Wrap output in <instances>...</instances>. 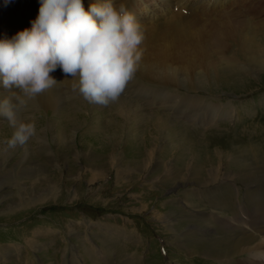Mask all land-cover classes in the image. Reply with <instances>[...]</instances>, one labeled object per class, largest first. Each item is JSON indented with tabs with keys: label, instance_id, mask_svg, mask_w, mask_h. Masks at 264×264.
<instances>
[{
	"label": "rangeland",
	"instance_id": "rangeland-1",
	"mask_svg": "<svg viewBox=\"0 0 264 264\" xmlns=\"http://www.w3.org/2000/svg\"><path fill=\"white\" fill-rule=\"evenodd\" d=\"M10 1L0 10V28L7 32L2 38L15 35L20 23L30 28L32 19L24 22L22 14L35 19L40 7V0ZM115 2L136 16L144 35L154 33L159 47L143 48V56L154 48L158 60L166 55L170 62L168 50L177 52L165 26L175 12L171 2L143 0L145 8L138 11L128 1ZM203 2L207 14L191 16L200 19L194 23L199 31L186 32L192 46L172 63L177 84L163 85L138 65L119 98L101 105L66 90L67 82L53 72L64 97L56 109L29 101L19 113L21 121L36 125L27 143L9 149L5 141L13 128L0 117V264H70L72 247L59 235L67 244L80 245L84 264H96L83 247L82 232L85 227L88 235L93 232L94 221L126 226L127 239L114 244L126 260L153 259L157 244L139 224L140 212L158 225L155 230L164 233L168 245L165 257L139 264H189L193 258L192 264H252L249 253L230 254L253 244L244 241L264 239V220L255 218L264 211V0H245L247 9L242 0ZM225 12L236 26L222 24L213 32L218 23L209 26V20H221ZM177 25H183L180 19ZM213 35L226 44L213 46ZM11 89L0 83V99L8 92L15 102L12 94L19 89ZM177 192L185 207L173 202ZM209 213L215 222L208 221ZM219 217L225 218L222 224ZM234 217L244 223L228 228ZM200 228H206L208 238L192 236ZM222 241L230 246H219ZM46 243L55 249L45 252ZM194 243L192 253H185L184 244Z\"/></svg>",
	"mask_w": 264,
	"mask_h": 264
},
{
	"label": "clouds",
	"instance_id": "clouds-1",
	"mask_svg": "<svg viewBox=\"0 0 264 264\" xmlns=\"http://www.w3.org/2000/svg\"><path fill=\"white\" fill-rule=\"evenodd\" d=\"M144 38L124 3L103 0L85 10L83 0H40L30 28L0 38V83L19 89L12 94L15 102L0 99V117L13 128L7 147L24 145L36 134L35 122L21 121L19 113L58 83L51 75L58 67L89 103L116 101L135 75Z\"/></svg>",
	"mask_w": 264,
	"mask_h": 264
},
{
	"label": "bare ground",
	"instance_id": "bare-ground-1",
	"mask_svg": "<svg viewBox=\"0 0 264 264\" xmlns=\"http://www.w3.org/2000/svg\"><path fill=\"white\" fill-rule=\"evenodd\" d=\"M128 1V4H129V7L131 8V10L135 11V10H140L141 8H145L144 6H142L141 2H143V0H121V2H127ZM171 2V4L169 5V8L172 9L173 11L175 12H172L166 17L165 21L167 22V24L165 25L167 27V29L170 30V34H171V37L172 39L174 40V45H175V48H176V53H174L172 50H168L172 53V56L170 58V62H167V56L164 55L162 56L159 60L157 59V50H155L154 48L149 50V55L147 56H143L142 55V58L139 62V66H143L144 69V73L145 75L149 76L151 79L153 80H157V78L163 80H157L159 83L163 84V85H166V84H172V83H176L179 82L176 80L175 76H176V66H173L172 63L173 61H176L177 58L179 57H185L188 49L192 46V44H189L187 43V36H186V32H189V33H193V32H197L199 30H197L196 26L194 23H197L200 21V19L196 18V17H191V16H195L196 14L199 13V15H203V14H207L206 11V7L204 5V2L203 0L201 1H196L197 3L191 1V0H169ZM236 1H239V0H236ZM245 0H242V5L244 6L245 9H247L245 6V3H244ZM10 0H0V10L2 8H4V11L6 10L7 8V5L10 4ZM93 2H100V0H93ZM83 4H84V7H85V10H86V7L89 8V6L91 4H87L85 2V0H83ZM208 1L206 2V5H208ZM87 5V6H85ZM239 5V3H238ZM241 5V6H242ZM237 8V7H236ZM243 8V7H241ZM257 8V6H256ZM233 10V9H232ZM178 12V13H177ZM181 15H180V14ZM227 12L225 13H222L220 15V18L221 20L217 17V19L213 20L210 19L208 24L209 26L215 24V23H218V25H213L212 28H213V32L216 31V29L222 25V24H231V25H234L236 26L235 24H237V20H232V21H227V18L226 16L229 14V13H233V11L230 10L229 13H227V15L225 16ZM2 15V13H0V16ZM186 15H190L189 18H186L184 16ZM142 17V15H140ZM151 16V15H150ZM151 19V18H150ZM181 20V23L183 25L179 26L177 25V20ZM151 21H154L155 23H158V18H154V19H151ZM147 22V21H146ZM161 22V21H160ZM189 22V23H188ZM164 23V22H163ZM206 23V22H205ZM191 26H190V25ZM238 24L240 25V22L238 21ZM7 25V24H6ZM162 25V23H161ZM204 25V24H203ZM201 25V28L202 26ZM198 26V25H197ZM200 26V25H199ZM150 28H154L152 27V24L150 25ZM23 28L21 26V23L20 25L14 30V31H22ZM156 29V28H155ZM195 29V30H194ZM203 31H205L203 29ZM207 31V30H206ZM208 32V31H207ZM158 33V32H157ZM160 33V32H159ZM153 35L154 33L152 32L151 34L149 35H144L145 38H144V41L143 43L141 44V49L143 48H152V47H159L158 44H156V42L154 41L153 39ZM213 39L210 40L209 42L212 43L213 46H216V43L219 44V45H222V44H226V42L224 43V39H222L219 35H213ZM0 38H2V36L0 35ZM148 38V39H147ZM157 39V38H156ZM160 39V38H159ZM158 39V40H159ZM190 42H191V39H189ZM180 41V42H179ZM226 41V40H225ZM208 42V44H209ZM207 43V41H206ZM210 43V44H211ZM207 44V45H208ZM172 46V45H171ZM223 46V45H222ZM162 47L164 48H167V45L164 43L162 45ZM205 48H206V45H202L201 46V50L202 51H205ZM209 48V47H208ZM217 48V47H216ZM215 48V49H216ZM210 49V48H209ZM224 50V49H223ZM164 51V50H163ZM175 51V50H174ZM208 51V50H207ZM164 53V52H163ZM168 53V52H166ZM163 55V54H162ZM149 56V57H148ZM160 57V56H159ZM176 63V62H175ZM138 66V67H139ZM138 71V70H137ZM178 71L180 72V70L178 69ZM141 72V71H140ZM181 73V72H180ZM54 75L56 78H58L59 80H63V81H66L67 82V89L69 92L73 93V94H79L78 91H74L72 89V85L73 83H75V81L73 80V78L71 76H65L62 71L60 69H57L55 72H54ZM152 80V81H153ZM155 82V81H154ZM183 84V83H182ZM184 85V84H183ZM142 86V85H141ZM186 86V85H185ZM144 88V87H142ZM58 89L59 87H57V85H55L53 88H50L48 90H46L45 92H43L42 94L38 95L36 99L34 100H31L32 103L35 104V102L39 103L41 106H44L45 108L48 107L49 109H56L57 107V104L60 103V101H62L63 99V93H59L58 92ZM12 90V89H11ZM132 90V89H131ZM136 92L139 91V94L143 93V94H146V91H144L145 89H143V91L141 90H137L135 89ZM135 90L133 92H135ZM10 91V90H9ZM17 92V91H16ZM67 92V91H66ZM154 94V93H153ZM6 95V94H5ZM10 95V94H9ZM8 95V92H7V96ZM151 94H149L150 96ZM4 96V95H3ZM6 97V96H4ZM154 97V95L152 96ZM151 97V98H152ZM11 98V97H10ZM192 100V99H191ZM61 104V103H60ZM127 112V111H126ZM208 115L212 113V111L210 110H207L206 112ZM123 114V113H122ZM74 120V119H73ZM78 121V120H77ZM76 122V121H75ZM74 122V123H75ZM72 123V122H71ZM77 123V122H76ZM75 123V124H76ZM73 124V123H72ZM158 130V129H157ZM123 131V130H122ZM120 132V131H119ZM244 168V167H243ZM119 170H121V167H119ZM119 172V171H118ZM261 176V175H260ZM205 184V183H204ZM255 218L256 219V222L257 223H260L264 220V211H260L259 213H256L255 214ZM233 219V222L228 225V228H238V227H241L244 222L241 221L240 219L238 218H232ZM168 221L170 222L171 219H168ZM250 235V234H249ZM248 234H246L245 237H242L244 239H247L249 237ZM244 236V234H243ZM251 241H254V239L252 240H248V241H244L245 243H253L251 245V247L247 250H244V251H239L235 254H230L231 253V248H226V253L230 254V255H236V254H243V253H249L248 254V258L251 260L252 264H261L260 263V259L261 257H264V239L263 241L260 239L259 241L257 242H251ZM199 243V241H198ZM222 244L219 245L217 243V245L219 246H224V245H227L226 243H224L223 241L221 242ZM185 245V250L184 252L187 253V254H190L192 253V250L195 249L197 247V245L194 243L191 245V247H187L186 244ZM228 247L230 246L229 244L227 245ZM235 248H233L232 250H234ZM207 255V254H205ZM221 258H227L228 256H225L223 253L220 254Z\"/></svg>",
	"mask_w": 264,
	"mask_h": 264
},
{
	"label": "crops",
	"instance_id": "crops-1",
	"mask_svg": "<svg viewBox=\"0 0 264 264\" xmlns=\"http://www.w3.org/2000/svg\"><path fill=\"white\" fill-rule=\"evenodd\" d=\"M142 213L143 212H140L141 215ZM125 227V225H119L118 227L114 223L106 225L104 221H94L92 225L93 232L88 235L87 240L96 249L93 254L85 249L87 254L90 256L89 258L91 261L96 264H115L116 262L119 264H137L138 262H141L143 260V256H139L138 260H133L131 258L126 260L124 254H121L120 248L118 246H114L116 242H122L127 237ZM94 235H98L97 239L92 237ZM101 243H103L104 247ZM74 246L78 247V244ZM76 252L79 253L77 250Z\"/></svg>",
	"mask_w": 264,
	"mask_h": 264
}]
</instances>
